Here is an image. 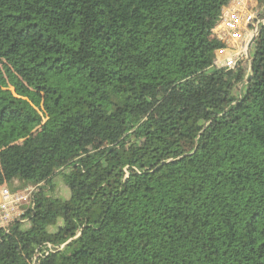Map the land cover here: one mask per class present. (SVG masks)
Wrapping results in <instances>:
<instances>
[{
	"label": "trees",
	"instance_id": "16d2710c",
	"mask_svg": "<svg viewBox=\"0 0 264 264\" xmlns=\"http://www.w3.org/2000/svg\"><path fill=\"white\" fill-rule=\"evenodd\" d=\"M229 2L0 0V187L38 185L0 264H264V24L213 68Z\"/></svg>",
	"mask_w": 264,
	"mask_h": 264
},
{
	"label": "built area",
	"instance_id": "2783aa9c",
	"mask_svg": "<svg viewBox=\"0 0 264 264\" xmlns=\"http://www.w3.org/2000/svg\"><path fill=\"white\" fill-rule=\"evenodd\" d=\"M264 24V3L259 0H230L222 8L213 29L216 38L224 44L212 64L213 68H233L248 58L250 42L257 38ZM38 185L13 191L8 184L0 187V230H9L17 220H25L24 205H30Z\"/></svg>",
	"mask_w": 264,
	"mask_h": 264
},
{
	"label": "rangeland",
	"instance_id": "374dc122",
	"mask_svg": "<svg viewBox=\"0 0 264 264\" xmlns=\"http://www.w3.org/2000/svg\"><path fill=\"white\" fill-rule=\"evenodd\" d=\"M217 138H218V133H215L213 135V137L211 138L210 143L208 144V146L204 147L202 150H199V151L194 152V154H195V160L197 162L204 161V159L209 155V153L211 152V150L216 146L217 141H218ZM19 185L20 184L17 183V182L14 185L8 184V186H9V188L11 190L14 189V188H16ZM26 187H28V186H26ZM26 187H24V188H26ZM19 188H18V190L23 189V187L22 188L19 187ZM62 190H63L62 191V194L64 195V198L65 199H68L69 196H70V190L67 187H63ZM31 203H32V201H31ZM23 207H24L25 211H27V209L29 208V205H24ZM45 218H46L45 215L41 216V219H45ZM24 221H25L26 224H29V220H26L25 219Z\"/></svg>",
	"mask_w": 264,
	"mask_h": 264
},
{
	"label": "water",
	"instance_id": "95a60500",
	"mask_svg": "<svg viewBox=\"0 0 264 264\" xmlns=\"http://www.w3.org/2000/svg\"><path fill=\"white\" fill-rule=\"evenodd\" d=\"M254 42H255V38L249 44V49H248V58H249V60L252 59V46H253Z\"/></svg>",
	"mask_w": 264,
	"mask_h": 264
}]
</instances>
